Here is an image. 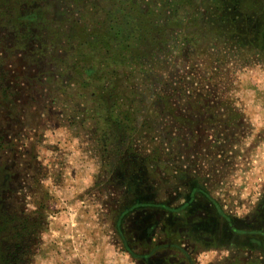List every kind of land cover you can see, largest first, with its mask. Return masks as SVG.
<instances>
[{
	"label": "rangeland",
	"instance_id": "rangeland-1",
	"mask_svg": "<svg viewBox=\"0 0 264 264\" xmlns=\"http://www.w3.org/2000/svg\"><path fill=\"white\" fill-rule=\"evenodd\" d=\"M46 2L48 30L13 44L0 28V264H264V36L203 37L180 13L135 75L118 146L55 60L108 1Z\"/></svg>",
	"mask_w": 264,
	"mask_h": 264
},
{
	"label": "trees",
	"instance_id": "trees-1",
	"mask_svg": "<svg viewBox=\"0 0 264 264\" xmlns=\"http://www.w3.org/2000/svg\"><path fill=\"white\" fill-rule=\"evenodd\" d=\"M46 1L0 0V28L11 33V43H21V38H27L30 29L35 36L44 28L48 30V24L55 23L53 19H47L45 11L51 10V5ZM72 1L75 4L80 2ZM107 1L104 17L95 21L93 26L85 27L78 19L73 21L74 34L59 41L62 56L56 52L55 60L63 65L69 63L64 68L69 78L82 89L90 90L88 98L96 105L93 114L96 133L101 135L110 131L118 140L114 141L118 146L135 129V113L139 112V105L129 90L135 75L147 72L149 51L161 50L158 44L165 42L162 40L164 30L182 27L180 13L192 14L193 18L186 23L196 25L203 37L213 33L212 23L218 27L216 34L224 32L234 43L240 44L242 33L246 29L249 31L250 27L251 34L264 36L263 0H159V17L166 12V20L161 23L156 12L146 8L140 0ZM76 38L78 40L73 44ZM31 46L37 48L36 55L52 57L47 54V48L36 41L28 48ZM120 133L124 138L118 136Z\"/></svg>",
	"mask_w": 264,
	"mask_h": 264
}]
</instances>
